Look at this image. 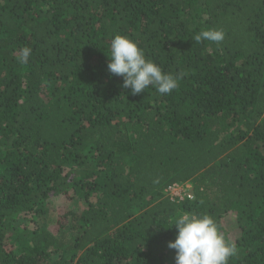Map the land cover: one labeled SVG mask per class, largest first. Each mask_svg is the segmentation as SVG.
Masks as SVG:
<instances>
[{
    "label": "trees",
    "instance_id": "16d2710c",
    "mask_svg": "<svg viewBox=\"0 0 264 264\" xmlns=\"http://www.w3.org/2000/svg\"><path fill=\"white\" fill-rule=\"evenodd\" d=\"M207 29L224 39H193ZM117 34L179 87L123 88ZM186 181L193 199L163 196ZM69 191L79 214L60 207L16 251L5 225ZM182 214L213 218L228 264H264V0H0V264H175Z\"/></svg>",
    "mask_w": 264,
    "mask_h": 264
},
{
    "label": "clouds",
    "instance_id": "9594fccd",
    "mask_svg": "<svg viewBox=\"0 0 264 264\" xmlns=\"http://www.w3.org/2000/svg\"><path fill=\"white\" fill-rule=\"evenodd\" d=\"M196 42L219 43L224 33L218 29L202 30L193 37ZM107 69L112 76L123 78L122 87L130 89L132 95L154 88L161 95L170 94L179 87L184 73L172 75L164 73L159 65L147 59L138 43L127 36L115 35L111 39ZM32 49L28 46L19 51L18 61L29 62ZM177 229L174 241L168 247L175 250V264H228L236 255L234 243L226 240L208 215L182 214L175 219Z\"/></svg>",
    "mask_w": 264,
    "mask_h": 264
},
{
    "label": "rangeland",
    "instance_id": "374dc122",
    "mask_svg": "<svg viewBox=\"0 0 264 264\" xmlns=\"http://www.w3.org/2000/svg\"><path fill=\"white\" fill-rule=\"evenodd\" d=\"M64 205L67 206L72 213L78 215L80 210L85 206V203L79 195L69 191L67 195L59 194L47 200L45 203L46 213L44 220L33 213L14 216V219L5 225V230L10 234L11 240L15 241L16 251L25 248L26 241L21 237L25 236L26 231L39 228L43 223H45V225L53 223L56 219L58 210ZM223 226L225 228V231H223L227 234V237L233 239V237L238 234L232 217L226 218ZM15 227L18 228L15 229Z\"/></svg>",
    "mask_w": 264,
    "mask_h": 264
},
{
    "label": "built area",
    "instance_id": "2783aa9c",
    "mask_svg": "<svg viewBox=\"0 0 264 264\" xmlns=\"http://www.w3.org/2000/svg\"><path fill=\"white\" fill-rule=\"evenodd\" d=\"M163 196L171 202L179 203L185 199H193L192 184L186 182H173L163 190Z\"/></svg>",
    "mask_w": 264,
    "mask_h": 264
}]
</instances>
